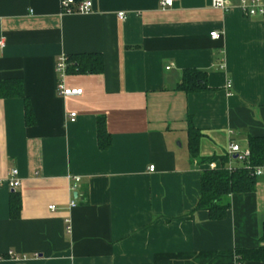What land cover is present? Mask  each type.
Here are the masks:
<instances>
[{
	"label": "crops",
	"instance_id": "0c3cea01",
	"mask_svg": "<svg viewBox=\"0 0 264 264\" xmlns=\"http://www.w3.org/2000/svg\"><path fill=\"white\" fill-rule=\"evenodd\" d=\"M59 1L0 0V82L21 80L35 118L26 126L24 103L0 99V264H236V248L259 245L264 176L229 197L224 220L193 212L203 167L190 160L187 121L204 158L264 136V14L245 17L240 0H225L226 11L211 0L167 10L159 0H81L91 13L68 15ZM80 53L100 54L103 73L66 74L64 86L82 93L61 98L56 61ZM184 69L206 72L210 90L176 92ZM13 169L20 185L9 190Z\"/></svg>",
	"mask_w": 264,
	"mask_h": 264
},
{
	"label": "trees",
	"instance_id": "16d2710c",
	"mask_svg": "<svg viewBox=\"0 0 264 264\" xmlns=\"http://www.w3.org/2000/svg\"><path fill=\"white\" fill-rule=\"evenodd\" d=\"M79 3L81 0H74ZM65 75H95L103 73V58L100 54L80 53L65 56ZM182 94H196L209 91L206 72L195 69H184L180 81L174 88ZM16 98L24 103L25 124L31 127L35 124L31 103L24 96L22 82L16 79H7L0 82V99ZM96 145L101 151L110 148L111 138L105 128V117L98 116L96 119ZM201 133L187 121V142L188 153L191 162H196L201 169L199 178V198L193 212H206L208 219L212 222L222 221L227 217L230 208L229 197L233 194L243 195L255 191L256 178L253 176V169L264 163V136L246 138L249 151L248 165L233 164L231 170L226 169L228 157L213 156L209 158L199 157L198 145ZM216 164V168L210 170L208 165ZM10 219H16L20 211V196L18 193H11L9 198ZM261 236L258 239L256 248H236L234 259L236 264L256 262L264 264V222L261 225Z\"/></svg>",
	"mask_w": 264,
	"mask_h": 264
},
{
	"label": "built area",
	"instance_id": "2783aa9c",
	"mask_svg": "<svg viewBox=\"0 0 264 264\" xmlns=\"http://www.w3.org/2000/svg\"><path fill=\"white\" fill-rule=\"evenodd\" d=\"M175 0H159L158 6L161 10H167V8H171ZM211 7L213 9H218L222 11H226L227 9V1L225 0H211ZM59 8L61 14H68V15H79V14H90L92 10V4L90 1H79V3H76L74 0H60L59 1ZM239 8L243 15L247 18H252L261 16L264 14V6L260 2V0H240L239 2ZM125 15L124 13L117 14L118 20L122 21L124 19ZM220 34L218 32H212L209 34V38L211 40H218L220 39ZM0 47L3 48L4 44H2V41H0ZM167 71L169 70V67L165 68ZM55 72L58 75V80L56 83V92L58 96L61 98L67 99V97H77L80 96L82 93V90L79 89H72L64 86L63 78L65 75V58L59 57L56 61ZM230 84L227 85V88H229ZM69 122L74 123L76 116L75 113H69ZM225 155L228 157V162L226 165L227 170H231L233 164L236 165H242L247 166L248 165V159H249V151L247 147L245 149L240 148L239 145L235 143H230L227 147V150L225 152ZM208 168L210 170H213L216 168L215 163H211L208 165ZM149 171H153V166L149 167ZM262 175H264V163L260 165L259 167H255L253 169V176L255 178H260ZM75 183L79 182L78 178L74 179ZM3 185H6L9 190H15L19 187L20 181L17 177V171L15 169L11 170L8 174V179L2 182ZM71 207L75 206L74 200L70 202L69 204ZM51 211L54 210V207H49ZM65 223L68 225L69 221H65ZM69 228H66V231L69 232ZM12 254L9 253V256ZM4 259L3 257H0V261Z\"/></svg>",
	"mask_w": 264,
	"mask_h": 264
},
{
	"label": "rangeland",
	"instance_id": "374dc122",
	"mask_svg": "<svg viewBox=\"0 0 264 264\" xmlns=\"http://www.w3.org/2000/svg\"><path fill=\"white\" fill-rule=\"evenodd\" d=\"M262 176H264V175H262ZM263 179H264V177H263Z\"/></svg>",
	"mask_w": 264,
	"mask_h": 264
}]
</instances>
